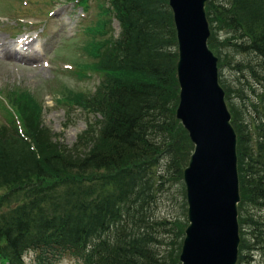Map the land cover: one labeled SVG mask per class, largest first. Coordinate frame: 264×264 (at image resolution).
<instances>
[{
  "label": "trees",
  "instance_id": "trees-1",
  "mask_svg": "<svg viewBox=\"0 0 264 264\" xmlns=\"http://www.w3.org/2000/svg\"><path fill=\"white\" fill-rule=\"evenodd\" d=\"M71 2L85 8L87 0ZM99 8L120 32L108 34L109 18L82 30L93 61L77 77L94 73L99 82L89 97L64 98L66 113L78 108L95 119L70 149L52 140L31 95H3L12 115L0 124V264H25L27 254L31 264L66 257L79 264H177L160 256L165 227L147 215L155 188L150 168L165 154L182 178L192 151L183 129L175 140L159 137L180 124L172 15L167 0H105ZM205 10L209 26L215 19L230 34L227 47L259 59L257 69L235 65L249 69L258 85L259 92L248 87L249 125L224 92L237 135V264H264V0H208ZM105 35L110 40L101 42ZM208 46L215 49L213 38Z\"/></svg>",
  "mask_w": 264,
  "mask_h": 264
},
{
  "label": "rangeland",
  "instance_id": "rangeland-1",
  "mask_svg": "<svg viewBox=\"0 0 264 264\" xmlns=\"http://www.w3.org/2000/svg\"><path fill=\"white\" fill-rule=\"evenodd\" d=\"M71 1L0 0V42L6 45L14 44L19 38L23 40L26 35L28 39H34L38 54L33 61H21L17 58L10 63L1 54L0 47V124H5L11 114V110L6 109L3 95L9 92L17 94L26 92L40 104L39 117L42 125L50 131L52 140L68 149L75 144L79 134L87 129V120L90 123L95 120L94 116L78 108L66 113V104H64V98H67L71 92L82 93L84 97L91 96L99 82V77L94 73H91L93 75L88 79L77 77L84 69L82 65L93 61L88 52L86 53V45H84L85 42L89 44L91 38L87 35L86 41L82 30L96 21L105 20L107 23L109 18L108 34L114 39L120 32L115 19L110 16H106L107 19L103 15L98 16L99 5L105 0H87L85 8L78 2ZM209 27L210 38H213L215 45L212 51L216 53L215 55H219V62L223 65L219 71L220 84L223 89L226 87L236 113L239 110L245 119L244 122L249 125L252 115L250 102L253 100V94L248 87L251 86L259 92L258 85L253 81L249 69L238 72L235 65L249 64L257 69L259 59L252 53L239 54L227 47L226 41L231 36L227 31L220 29V23L215 22V19L211 20ZM100 40L102 42L110 38L105 35ZM16 51L20 55H27V52L19 46L16 47ZM244 95L246 98L242 99ZM180 126L181 124L178 127L173 125L168 132L161 133L159 137L164 141L177 139L181 135L180 130L183 129ZM187 162L188 159L184 163L185 166ZM184 167H181V170ZM175 170L176 167L170 164V158L165 154L160 155L150 168L149 172L154 176L155 188L154 200L147 215H151L161 228L165 227L164 232L159 230L160 244L157 249L160 256L169 262L176 260L179 264L183 238H179L178 234L180 229L184 231L187 220L184 184ZM170 251L173 253L169 256ZM256 258L259 259V256L257 255ZM256 258L254 257L255 261ZM31 259V254L26 256L25 264H31ZM59 264L79 263L66 257Z\"/></svg>",
  "mask_w": 264,
  "mask_h": 264
},
{
  "label": "water",
  "instance_id": "water-1",
  "mask_svg": "<svg viewBox=\"0 0 264 264\" xmlns=\"http://www.w3.org/2000/svg\"><path fill=\"white\" fill-rule=\"evenodd\" d=\"M208 0H167L176 39L175 119L193 146L182 170L187 226L179 264H236L240 244L237 135L208 46Z\"/></svg>",
  "mask_w": 264,
  "mask_h": 264
},
{
  "label": "bare ground",
  "instance_id": "bare-ground-1",
  "mask_svg": "<svg viewBox=\"0 0 264 264\" xmlns=\"http://www.w3.org/2000/svg\"><path fill=\"white\" fill-rule=\"evenodd\" d=\"M17 46L24 50V52H27V55H20L16 51ZM0 47L2 48L1 54L3 57H6V61L10 63L17 58H19L21 61H33L38 56L36 53L37 51L35 50L34 39H28V37H24V39L21 41L16 40L14 44L10 43L6 45V43L1 41Z\"/></svg>",
  "mask_w": 264,
  "mask_h": 264
}]
</instances>
